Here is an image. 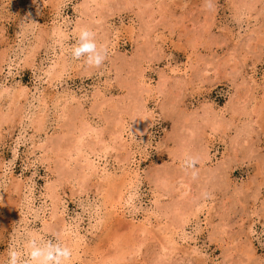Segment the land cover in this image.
<instances>
[{"label": "rangeland", "instance_id": "1", "mask_svg": "<svg viewBox=\"0 0 264 264\" xmlns=\"http://www.w3.org/2000/svg\"><path fill=\"white\" fill-rule=\"evenodd\" d=\"M28 2L0 0V264L28 232L72 246L63 221L84 238L73 264H264V0ZM77 25L107 46L100 68L72 58ZM130 128L139 177L123 217ZM80 133L101 156L86 177L66 156Z\"/></svg>", "mask_w": 264, "mask_h": 264}, {"label": "bare ground", "instance_id": "2", "mask_svg": "<svg viewBox=\"0 0 264 264\" xmlns=\"http://www.w3.org/2000/svg\"><path fill=\"white\" fill-rule=\"evenodd\" d=\"M35 0H29V2L28 3H33ZM39 1H42L43 2V0H39ZM98 1H103V0H86V4H87V8H89V5H90V3L91 2H93L95 5H97L98 6ZM61 3H62V0H56V4H55V6H54V8L56 9V11H57V9L59 8V6L61 5ZM31 6V5H30ZM38 6V5H37ZM40 9V8H39ZM95 12V11H94ZM59 14V13H58ZM92 14H93V12H92ZM60 16V15H59ZM58 17V16H57ZM93 19H94V17H92ZM96 20V19H95ZM94 20V21H95ZM56 23V22H55ZM62 23V22H61ZM77 30H79L80 29V27L77 25L76 27H75ZM47 30V29H46ZM46 30H44V32H45V34L46 35H48V38L50 39V40H52L51 41V44H53V42H54V44H53V47L56 45L55 43H60L59 41L61 40V38L60 37H63L65 34H63L61 31H62V29H60V27L57 25V24H54V23H52V25H51V27H50V30L48 31H46ZM133 30V29H132ZM110 32V31H109ZM118 34V33H117ZM65 37V36H64ZM39 38V37H38ZM109 38V37H108ZM107 38V39H108ZM115 38H116V36H115ZM119 38V37H118ZM117 38V39H118ZM119 40V39H118ZM42 41V40H41ZM105 41V40H104ZM105 43V42H104ZM35 44H37V43H35ZM52 47V48H53ZM61 47V46H60ZM64 48V47H63ZM54 49V48H53ZM64 50H65V48H64ZM61 51V50H60ZM35 52V51H34ZM62 53V52H61ZM32 55V54H31ZM57 58V57H56ZM4 59H2L1 61H3ZM59 60V59H58ZM61 60V59H60ZM59 60V61H60ZM63 60V59H62ZM61 60V61H62ZM59 61H54L49 67H48V69H46V71H45V74H47V75H51V77L52 76H55V75H57L58 76V74H60L61 72H62V70H64L63 68H65V65H64V63H62V65H60L59 64ZM66 63V62H65ZM60 68V69H59ZM68 70V69H67ZM1 71V70H0ZM44 74V73H43ZM61 75V74H60ZM57 76H56V78H57ZM53 82V81H52ZM51 86H52V84H50ZM144 91L147 89H144V88H142ZM141 89V90H142ZM150 89H147V91H149ZM24 92V91H23ZM145 93V92H144ZM11 94H12V91H11ZM10 94V95H11ZM18 94V93H17ZM11 97H13V96H11ZM16 102V101H15ZM18 103V102H17ZM29 104V103H28ZM44 104V103H43ZM45 105V104H44ZM40 108H42V106L40 105ZM142 108V107H141ZM44 115H46V114H44ZM35 116H39V115H35ZM143 117V116H142ZM151 117V116H150ZM32 118V117H31ZM36 118V117H35ZM141 119H143V118H140V120L139 121H142ZM2 121V120H1ZM32 122H33V119H32ZM36 123H40V119L38 120L37 119V121H35ZM139 123V122H138ZM144 123H145V121H144ZM142 126L144 127V124H142ZM135 127H137V125L135 126ZM81 129V128H80ZM87 129H89V128H87ZM92 129V128H91ZM124 129H125V127H124ZM123 129V130H124ZM122 130V132H124ZM135 130H136V128L134 129V128H130L129 129V131H128V133H127V139H125L124 138V136H122L121 135V139H122V141L124 142V149H125V152L127 153L126 155H127V157H125L123 160V162H121L122 163V165H124L125 163V166L128 168L127 169V171L126 172H124L123 174H122V176H123V178H122V181H121V183H120V188H119V196L117 197V199H116V201H117V206L116 207H118L117 208V210H120V213H121V215L123 216V217H125V215L127 214V213H132L133 212V209H132V207H133V196H134V194H136L135 193V190H134V188H135V186H136V184H137V181H138V177H139V174H138V170L136 169V154H137V152H136V150H134V146L132 145V139H134L133 138V135H134V133H135ZM83 131V130H82ZM81 131V132H82ZM86 131H88V130H86ZM93 131H95L94 129H93ZM85 132V131H84ZM84 132L82 133V134H84ZM91 133V132H90ZM139 133V132H138ZM137 133V134H138ZM141 133H143V132H141ZM81 134V133H80ZM81 134V136L80 137H77V138H75V141H74V144L72 145V146H70L69 147V150H67V152H66V156L68 157V163L70 164L71 162H77L78 164H79V166H80V171H82V173L84 174L83 175V177H86V176H89V174H91V173H95V171H94V169H96L97 167H98V165H99V161H100V159H101V156H99L98 155V152L94 149V147L95 146H97L98 144V142L97 143H94V144H92V145H86V144H84V143H81V137L82 136H84V135H82ZM87 137V136H86ZM84 140L85 139H83V142H84ZM53 145H54V143H52ZM93 145H95V146H93ZM122 145V146H123ZM45 147H46V145H44ZM47 147H48V145H47ZM54 149L51 147V149L54 151V152H56V153H58V152H61L62 151V148H64L63 147V143H62V141H57L56 143H55V145H54ZM72 147V148H71ZM71 148V149H70ZM84 148L86 149V148H88V151H86V150H84ZM123 148V147H122ZM51 150V151H52ZM63 152V151H62ZM73 154H75V156L73 157ZM132 166V167H131ZM132 168V170L130 171V169ZM101 169H103V167H101ZM122 169V168H121ZM101 172V171H100ZM3 175V174H2ZM100 175V174H99ZM104 180V179H103ZM140 181V180H139ZM21 183V184H20ZM20 187H18L19 189V192H21L22 193V195L20 196L21 198V201H19L20 203H21V208H20V213H22L23 215L24 214H30L31 212H29L28 210H31L32 208H30L31 206H32V204H33V194H32V191H31V188H27V193L26 194H24L23 193V189L25 188V184L24 183H22L21 181H20ZM138 187V186H137ZM134 190V191H133ZM136 196V195H135ZM95 205V204H94ZM116 205V204H115ZM24 206V207H23ZM47 207V206H46ZM45 205L41 208V212H42V214L44 213V211H45ZM96 207H98L97 205H96ZM99 207H100V204H99ZM115 207V206H114ZM93 208H95V206L93 207ZM101 208V207H100ZM24 209L26 210V212L24 211ZM135 209V208H134ZM58 210V209H57ZM23 211L25 212V213H23ZM99 211H100V209H98V208H95V210H94V212H95V214L96 215H98L99 214ZM56 213V212H55ZM90 214V213H89ZM132 214H134V213H132ZM39 216V215H38ZM27 218L28 217H25V216H23V219H20V222H23L24 224H26V222H27ZM147 218V217H146ZM101 219V218H100ZM99 219V220H100ZM63 220V219H62ZM131 221H132V219H131ZM148 221V220H147ZM98 222V221H97ZM132 222H130V224H131ZM141 224V223H140ZM150 224V223H149ZM144 225V224H143ZM142 226V225H141ZM25 227V226H24ZM143 228H141V229H139V230H142ZM78 229H76V227H72V226H70V224H68V223H66V221H63V225H62V228H61V232L62 233H65L66 234V241L67 242H71V243H73V245L71 246L72 248H73V251H74V253L75 252H77V247H78V244H80L81 242H83V236H81L79 233H78V231H77ZM28 234H34V235H38L39 237H41V234L40 233H29L28 232ZM23 235V234H22ZM28 236V235H27ZM27 238V237H26ZM25 236H23V243L22 244H24V241H25ZM20 239V238H19ZM19 241V240H18ZM18 241L16 242V244L17 245H19V243H18ZM182 241V240H181ZM5 260H7V259H5ZM5 263V262H4ZM69 264H73V260H71L70 262H69Z\"/></svg>", "mask_w": 264, "mask_h": 264}, {"label": "clouds", "instance_id": "3", "mask_svg": "<svg viewBox=\"0 0 264 264\" xmlns=\"http://www.w3.org/2000/svg\"><path fill=\"white\" fill-rule=\"evenodd\" d=\"M204 6L211 10L213 0H204ZM35 23V22H26ZM97 33L88 26L79 29L76 42L71 46V56L89 67L100 68L108 59V48L98 43ZM199 158L188 155L184 159L185 169L192 170V176L198 173ZM205 197L208 193H203ZM74 255L73 248L61 240L59 233H53L51 238L44 239L38 235L28 234L23 246H12L8 250L7 264H69Z\"/></svg>", "mask_w": 264, "mask_h": 264}]
</instances>
